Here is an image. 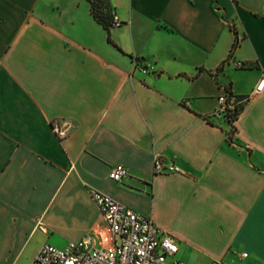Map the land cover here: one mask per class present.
Segmentation results:
<instances>
[{
  "label": "crops",
  "instance_id": "obj_1",
  "mask_svg": "<svg viewBox=\"0 0 264 264\" xmlns=\"http://www.w3.org/2000/svg\"><path fill=\"white\" fill-rule=\"evenodd\" d=\"M108 3L110 41L88 0H0V264L106 233L88 188L150 216L185 264H264V89L231 126L204 118L264 72V0ZM154 154L179 171L153 173Z\"/></svg>",
  "mask_w": 264,
  "mask_h": 264
},
{
  "label": "built area",
  "instance_id": "obj_2",
  "mask_svg": "<svg viewBox=\"0 0 264 264\" xmlns=\"http://www.w3.org/2000/svg\"><path fill=\"white\" fill-rule=\"evenodd\" d=\"M112 25L118 20L112 14ZM134 68L148 72V68L133 61ZM264 89V72L260 75L248 95L237 96L224 90L216 96V106L204 115L206 119H215L230 126L242 106L250 96ZM187 106L188 99L182 100ZM51 129L58 139L64 138L70 129L67 120L53 121ZM176 172L179 169L172 163L163 162L158 154L152 158V172ZM128 175L121 164L110 168L108 176L118 181ZM88 195L97 207L109 236L108 243L103 240L101 246H95L93 237L84 235L77 240L68 241L62 247L42 243L28 264H185L173 258L177 244L174 237L154 223L150 216L143 215L110 195L94 188H88ZM244 252L240 256H245Z\"/></svg>",
  "mask_w": 264,
  "mask_h": 264
},
{
  "label": "trees",
  "instance_id": "obj_3",
  "mask_svg": "<svg viewBox=\"0 0 264 264\" xmlns=\"http://www.w3.org/2000/svg\"><path fill=\"white\" fill-rule=\"evenodd\" d=\"M88 2H89L90 14L92 15L93 19L98 24H100L101 27L105 30L106 39L108 41H110L109 29L112 26L111 20H112L113 11H112V8L110 7L109 3H108V0H88ZM230 29L232 30V33H233V40H232V43H231L230 48L228 50L226 59L223 60L224 62L227 61V59L230 57L231 52L233 51V49L236 47V45L238 43V38H237L235 31L231 27H230ZM223 61L220 63V66L224 63ZM219 67H218V69H219ZM241 107L242 106H240L238 112L240 111ZM235 117H234V119H235Z\"/></svg>",
  "mask_w": 264,
  "mask_h": 264
},
{
  "label": "rangeland",
  "instance_id": "obj_4",
  "mask_svg": "<svg viewBox=\"0 0 264 264\" xmlns=\"http://www.w3.org/2000/svg\"><path fill=\"white\" fill-rule=\"evenodd\" d=\"M230 132V131H229ZM78 230V227L76 226V225H74L71 229H70V233L72 232V234L74 233V232H76ZM90 236V235H89ZM91 237H93V236H91ZM93 239H94V242H95V246H101L102 244H103V240L101 239V237L99 236V235H97V236H94L93 237ZM103 239H104V242L105 243H108V241H109V236L107 235V233H104L103 234ZM33 245H35V243H33L29 248H31ZM63 246V245H62ZM62 246H58V247H62Z\"/></svg>",
  "mask_w": 264,
  "mask_h": 264
}]
</instances>
